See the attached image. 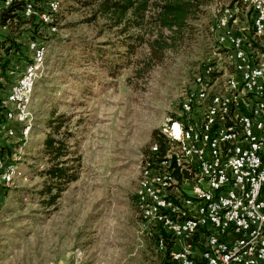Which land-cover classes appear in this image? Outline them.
<instances>
[{"label": "rangeland", "instance_id": "1", "mask_svg": "<svg viewBox=\"0 0 264 264\" xmlns=\"http://www.w3.org/2000/svg\"><path fill=\"white\" fill-rule=\"evenodd\" d=\"M228 3L219 0V10ZM72 4L64 1L55 34L45 29L40 37L46 53L27 106L29 133L18 140L20 128L13 125L14 136L2 137L5 161L17 173L9 185L0 184V264H178L157 247L159 229L143 222L136 195L153 132L161 134L165 118L179 111L204 59L212 60L213 52L221 64L226 60L212 30L215 4L185 48L166 53L149 71L142 66L117 75L116 49L104 46L108 34L81 23ZM238 8L244 25L247 11ZM23 68L0 70V83L8 87ZM52 110L72 117L80 171L49 205L41 194V145Z\"/></svg>", "mask_w": 264, "mask_h": 264}, {"label": "built area", "instance_id": "2", "mask_svg": "<svg viewBox=\"0 0 264 264\" xmlns=\"http://www.w3.org/2000/svg\"><path fill=\"white\" fill-rule=\"evenodd\" d=\"M42 1L38 18L47 24L54 0ZM241 3L247 11L244 32L222 31V24L241 23L240 15L227 17V9H239L236 5L219 12L215 4L212 25L215 39L234 52L232 86L247 93V100L224 94L222 58L212 52V60L204 59L194 76L198 87L190 86L182 101V131L162 153L156 145L144 157L149 183L139 191L141 218L174 238L169 254L178 264H264V3ZM33 13V4L27 2L24 14ZM250 29H258V36H250ZM49 32L55 34V28L49 27ZM45 47L27 43L31 61L22 72L35 68L39 48ZM25 85L26 79L19 76L6 96L2 129L8 138L14 136L13 125L20 128L18 140L23 135L28 114L22 102ZM199 95H208L206 106H199ZM13 105H20V113H13ZM147 157H154V164H147ZM164 160H171L170 178L152 182ZM12 169L0 151V184H10L4 172ZM183 194H194L195 202H184ZM167 202H174V209H167ZM179 214H186L187 222H173V215ZM216 216H223V223H216ZM158 236L157 247L165 249L164 238ZM195 236L212 248V257L200 254Z\"/></svg>", "mask_w": 264, "mask_h": 264}, {"label": "trees", "instance_id": "3", "mask_svg": "<svg viewBox=\"0 0 264 264\" xmlns=\"http://www.w3.org/2000/svg\"><path fill=\"white\" fill-rule=\"evenodd\" d=\"M5 1L0 0V48L4 51L0 58V70L7 72L14 70L15 66L24 67L31 61L27 43L44 42L40 39L43 30L49 32V25L58 26L61 7L67 0H59L54 20L47 24L38 18V13L44 9L42 0H11L8 5H5ZM71 1V7L82 13L81 23L94 25L99 35L108 34L104 46L116 49L117 62L112 67L116 69L117 75L120 70L127 68L139 71L142 66L149 71L153 66L163 63L166 53L185 48L196 37L198 23L208 18L209 9L219 0ZM27 2L34 6V13L29 16L24 14ZM228 4L242 5L241 0H229ZM96 51L99 53L100 50ZM13 83L8 87L0 83V151L3 156L7 152V145L2 138L5 136L2 127L6 123L3 111ZM49 119L48 131L41 145L46 161V167L41 170L43 177H46L41 194L47 196L49 205H53L68 184L79 178L80 157L75 146L71 145L72 117L52 110ZM161 134L160 130H155L151 144L159 146V153L164 150ZM150 148L146 155L150 153ZM159 235L164 238L165 250L169 254L174 238L162 229H159ZM158 237L157 234L156 243ZM198 239V236L194 237L195 242Z\"/></svg>", "mask_w": 264, "mask_h": 264}, {"label": "bare ground", "instance_id": "4", "mask_svg": "<svg viewBox=\"0 0 264 264\" xmlns=\"http://www.w3.org/2000/svg\"><path fill=\"white\" fill-rule=\"evenodd\" d=\"M251 5H259V3H264V0H250ZM59 7V0H54L53 10L50 16L47 18V22H53L55 13ZM219 12H226V7ZM239 9H227V17H235L239 16ZM51 28H55L52 26ZM213 30V27H212ZM223 32H244V25H240V23H229L222 24ZM250 36H258V29H250ZM219 44H221L220 39H216ZM31 42V41H29ZM32 43H42L37 41H32ZM223 47V56L226 58L225 62L221 64L220 72V80L222 85H224V94L231 96V98H239V100H247V93L239 90L235 86H232V64L231 62L234 60V52L231 48L228 47V44H221ZM46 53L45 48H39V56L37 57V61L35 63V68H27L24 72H22L20 79H26L25 90L22 94V102L23 106L27 107L29 102L31 101V93L34 83L35 70L37 67L42 64L44 60V56ZM33 77V78H31ZM191 87H198V80H193ZM187 95V90L182 95L180 103H179V111L181 110L182 101L185 99ZM208 104V95H199V106H206ZM14 110L13 113H20V105H13ZM178 111V112H179ZM178 112L175 115H171L165 118L164 125L161 133L163 132V140L164 145H172L174 143V137L178 135V131H182L184 127V120H178ZM167 121V128L165 130V122ZM32 124L28 121L26 116V123L23 129V134L26 136ZM147 164H154V158H148ZM171 160H164V165L161 166L160 172H154L152 175V182L165 181L170 178L171 175ZM17 173L16 167L13 166L12 170H5L4 172V181H11L14 175ZM149 183V171H146V163L143 166L142 176L138 182V190H137V200L141 206V199H139V191L141 189V185H146ZM183 201L187 203L195 202L194 194H183ZM167 209H174V202H167ZM173 222H187L186 214L173 215ZM216 223H223V216H216ZM200 254H205V257H212V248H208V246H204L200 248ZM171 261H173V254H169Z\"/></svg>", "mask_w": 264, "mask_h": 264}, {"label": "crops", "instance_id": "5", "mask_svg": "<svg viewBox=\"0 0 264 264\" xmlns=\"http://www.w3.org/2000/svg\"><path fill=\"white\" fill-rule=\"evenodd\" d=\"M178 246H179V245H178V244H176L174 248H175V249H177V248H178Z\"/></svg>", "mask_w": 264, "mask_h": 264}]
</instances>
